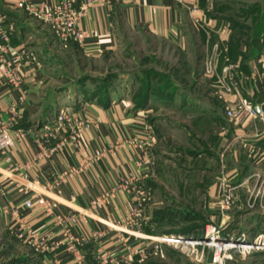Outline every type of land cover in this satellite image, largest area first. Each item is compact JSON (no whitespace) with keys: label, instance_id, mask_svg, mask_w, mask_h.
Masks as SVG:
<instances>
[{"label":"crops","instance_id":"0c3cea01","mask_svg":"<svg viewBox=\"0 0 264 264\" xmlns=\"http://www.w3.org/2000/svg\"><path fill=\"white\" fill-rule=\"evenodd\" d=\"M16 1L0 0V12L6 17L3 27L9 33L8 51L4 52L3 58L11 62L21 82L20 86H15L5 78L0 80V124L8 122L12 116L10 108L14 107L20 115L17 129L21 128L26 135L18 139L14 136L11 163L0 157V224L17 242L25 245L14 234L16 220L21 219L38 232L50 231L52 241L59 243L57 249L36 252L30 247L40 264H100V259L110 264H137L148 260L151 256L140 261L131 252L147 249L151 244L150 237L154 235L143 230L137 217L128 223L124 221L135 208L138 190L152 169L149 153L152 142L144 146L147 127L151 125L150 114L154 108L162 106L165 99L173 107L196 106L201 99L189 93L185 86L169 84L149 101V105L139 109L134 108L132 93L131 96L120 93L105 99L94 96L89 99L58 98L50 105L51 115L46 116L41 112L44 106L41 93L48 55L40 48L46 38L44 31L50 27L18 7ZM62 1L30 0L34 6L42 8ZM197 4L198 0H73V7L81 14L77 27L83 32L80 40L73 42L86 55L97 56L114 50L122 32H145L183 49V25L194 14L189 10ZM242 65L252 77L241 83V92L249 96L259 116L232 123V144L228 150L231 163L227 164L226 170L232 179L236 173L234 168L250 152L260 154L264 148V82L258 75L255 60L247 59ZM235 99L234 94L224 97L229 102H235ZM62 109L69 120L53 125L54 135L48 142L44 141L40 136L42 122L50 121ZM73 119L87 121L81 128L83 148L73 146L69 141L68 135L72 131L69 126ZM36 138L44 142L43 152ZM96 151L100 153L98 158L93 157ZM218 188V183L211 186V202L218 199ZM103 193L108 194L106 200L92 208L91 201ZM38 197L54 204V214L76 218L69 227L74 236L84 240L79 246L81 263L66 251L62 229L53 224V216L44 213ZM28 199L32 201L29 208L24 206ZM235 201L237 207L243 208L238 212L241 218L246 213L244 206L248 201L240 198ZM13 211L17 215L12 214ZM217 215L216 224L221 225L223 237L231 236L237 222L235 214L226 211L224 215ZM251 218L241 224L244 228L240 231L247 228ZM261 218L264 221V217ZM249 231L251 234L252 230ZM250 234L252 238L253 234ZM240 235L249 237L247 233ZM258 235L264 238L263 232ZM226 264H264V251L259 252L257 258H242V262L233 259Z\"/></svg>","mask_w":264,"mask_h":264},{"label":"rangeland","instance_id":"374dc122","mask_svg":"<svg viewBox=\"0 0 264 264\" xmlns=\"http://www.w3.org/2000/svg\"><path fill=\"white\" fill-rule=\"evenodd\" d=\"M195 11L183 25V49L149 33L122 32L114 50L92 56L86 55L73 41H60L44 27L47 33L40 49L48 56L41 93L44 106L40 111L58 98L89 99L94 95L105 99L132 93L135 104L143 96L144 84L155 97L169 84L185 86L201 102L196 106L173 107L165 99L150 114L154 137L149 148L152 169L141 187L144 199L139 206V223L151 227L156 233L154 236L172 233L170 230L182 232L192 224L195 225L193 233L198 235L196 239H200L206 224H216L217 213L220 214L215 201L210 200L211 186L225 181L234 187L238 179L237 183L244 182L246 189L235 190L228 211L235 214L237 222L231 236L224 238H235L241 233L249 236L250 229L253 237L249 236L248 240L252 241L264 233L261 218L264 217V148L260 154L250 152L239 166L233 167L234 178L229 177L228 150L235 122L227 116V110L242 103L253 105L240 87L252 77L242 65L247 59L255 60L258 75L264 82V0H198ZM253 37L261 42L258 48L248 45ZM30 40L35 44L34 38ZM231 94L235 102L224 100ZM177 102L180 104L178 98ZM55 124L56 115L41 126L51 128ZM237 198L248 201L241 218L238 212L243 208L237 207ZM155 216L160 217L158 223L152 222ZM188 217L197 219L190 221ZM250 218L247 228L240 231L244 228L241 224ZM201 225L203 229L199 228ZM221 235L224 236L222 232ZM259 252L263 251L236 252L228 260L242 262V258H257ZM203 258L198 263L176 248L165 246L162 258L151 256L137 264L210 263L208 252ZM0 264L40 263L30 247L17 242L0 224Z\"/></svg>","mask_w":264,"mask_h":264},{"label":"built area","instance_id":"2783aa9c","mask_svg":"<svg viewBox=\"0 0 264 264\" xmlns=\"http://www.w3.org/2000/svg\"><path fill=\"white\" fill-rule=\"evenodd\" d=\"M15 4L18 7L24 8L30 15L35 16L36 19L49 25L51 31L57 36L60 41H79L83 32L79 31L77 24L80 18V11L75 10L73 7V0H63L52 6H47V8H42L41 6H34L30 0H17ZM196 6L192 7L189 11L195 13ZM4 15L0 12V80L5 78L9 83L13 85L20 86L19 78L16 74L15 68L11 66V62L3 58L4 52H7L9 40V33L4 29L3 25L5 23ZM11 118L6 123L0 124V157L5 160L7 163H11V150L15 138H21L26 135L24 130L21 128L13 129L18 124V119L20 115L15 110L14 107L10 108ZM227 116L231 121L235 123H242L247 120L249 117L259 116V112L254 108L253 105L240 104L236 108L227 110ZM58 125L64 121L69 120L64 113V111H59L56 116ZM87 124V121H79L73 119L72 126H69L72 130L68 135L69 141L73 146L78 148H83L81 141V128ZM148 136L146 138L144 146L150 144L153 141V129L149 125ZM53 127L49 128L48 126H42L40 128V136L43 137V140L48 142V140L54 135L52 131ZM14 130V131H13ZM40 139V138H39ZM36 138L38 145L43 152L46 147H44V142ZM100 155L99 152H94L93 157L98 158ZM244 185V182L241 184L229 186L225 181H221L219 184L218 192L219 196L216 200V207L219 208L221 215L224 212L228 211L231 203L233 202L234 193L236 189ZM139 198L136 203L135 208L128 215L124 223H128L132 218H138L139 216V206L141 205V200L144 198L142 190H138ZM108 194L103 193L102 196L91 201L90 206L96 208L99 206L102 201L106 200ZM38 202L43 206V211L48 216H53V224L62 229L65 242L63 245L68 253L72 257L81 263L82 253L79 249V246L83 243V239L76 237L72 233L71 227L76 218L73 216L62 217L61 215L53 213L54 204L48 203L43 197H38ZM32 201L30 199L24 202V206L29 208L31 207ZM12 214H16L15 211ZM17 215V214H16ZM212 222V221H210ZM17 227L14 229V234L18 240H22L29 247L34 249V251H52L59 247L58 242H53L51 239L50 231H35L30 229V227L21 219L16 220ZM150 246L147 249H141L137 252H131L135 254L138 260L142 261L147 256H156L158 258L163 257V248L173 247L183 254L187 255L189 258L193 259L196 262H202L205 253L210 254V263L209 264H225V261L232 259V254L236 252L249 253L252 250L264 251V241L262 235L256 236L252 241L246 239L243 235L235 238H224L221 235L220 226L218 227L214 223L206 224L202 237L200 239L193 238L191 236H183L179 234H162L160 236L150 237ZM245 245V246H243ZM100 264H110L105 259H100Z\"/></svg>","mask_w":264,"mask_h":264},{"label":"trees","instance_id":"16d2710c","mask_svg":"<svg viewBox=\"0 0 264 264\" xmlns=\"http://www.w3.org/2000/svg\"><path fill=\"white\" fill-rule=\"evenodd\" d=\"M260 41H258V39H254V37H253V39H252V41H250V43H248V45L249 46H252V47H254V48H258L259 46H260ZM143 88V87H142ZM148 88V89H147ZM142 92H143V96L142 97H138L136 100H135V104H134V108L135 109H139V108H141V107H144V105L145 104H148V102L154 97L155 98V95H152V91L149 89V86H147L146 84H144V89H142ZM94 96V95H93ZM96 97V96H95ZM51 110H52V108H51V106L49 107H46L45 109H44V111L42 112L43 114H45L46 116H48V115H51L50 113H51ZM18 125L19 124H17V126H16V128L18 127ZM238 182V179L237 180H235V182L234 183H237ZM234 183H231V184H234ZM183 215V214H182ZM184 216V215H183ZM185 217V216H184ZM189 218V217H188ZM192 219H190L189 218V220L190 221H194L195 219H197L196 217H191ZM153 221V223H158L159 222V220H160V217H154L153 219H152ZM194 226L195 225H190V226H187L186 227V229L184 230V231H182V232H179V231H176V230H170L169 232H172L173 234H179V235H183V236H191V237H193V238H197L198 237V235L197 234H194L193 232H194ZM143 227V230L146 232V233H148V234H150V235H156V233L154 232V231H152L151 230V227H148L147 225H145V226H142ZM199 228H201V229H203L204 228V226L203 225H201ZM203 231V230H202ZM203 233V232H202ZM166 234H169V233H166ZM93 264H97V263H95V262H93Z\"/></svg>","mask_w":264,"mask_h":264},{"label":"bare ground","instance_id":"6f19581e","mask_svg":"<svg viewBox=\"0 0 264 264\" xmlns=\"http://www.w3.org/2000/svg\"><path fill=\"white\" fill-rule=\"evenodd\" d=\"M243 246H245V245H243Z\"/></svg>","mask_w":264,"mask_h":264}]
</instances>
